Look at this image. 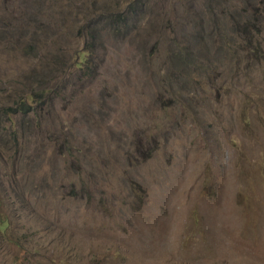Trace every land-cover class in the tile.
<instances>
[{
    "label": "rangeland",
    "instance_id": "374dc122",
    "mask_svg": "<svg viewBox=\"0 0 264 264\" xmlns=\"http://www.w3.org/2000/svg\"><path fill=\"white\" fill-rule=\"evenodd\" d=\"M0 264H264V0H0Z\"/></svg>",
    "mask_w": 264,
    "mask_h": 264
},
{
    "label": "trees",
    "instance_id": "16d2710c",
    "mask_svg": "<svg viewBox=\"0 0 264 264\" xmlns=\"http://www.w3.org/2000/svg\"><path fill=\"white\" fill-rule=\"evenodd\" d=\"M82 58H79V60H81ZM31 98V100L33 99V97H30ZM19 105L20 106H23V100H20V102H19Z\"/></svg>",
    "mask_w": 264,
    "mask_h": 264
}]
</instances>
